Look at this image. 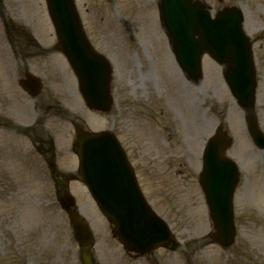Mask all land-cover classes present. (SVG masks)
<instances>
[{"label": "rangeland", "instance_id": "1", "mask_svg": "<svg viewBox=\"0 0 264 264\" xmlns=\"http://www.w3.org/2000/svg\"><path fill=\"white\" fill-rule=\"evenodd\" d=\"M157 1L76 0L88 37L112 62L116 104L112 114L121 140L147 199L178 237L175 248L145 256L129 253L113 238L112 225L81 183L72 181L81 214L96 235L95 254L100 264H264V151L251 140L246 113L224 81L223 66L205 55L204 77L192 83L175 59L158 51L169 45L153 7ZM202 1L214 10L237 6L244 13L257 67L255 111L264 131V0ZM23 3V15L49 45L54 44L45 0H32L28 10ZM112 19L115 26L111 27ZM7 52L9 62L0 55V111L4 114L0 120V264H81L80 248L57 202L50 169L18 123L36 118L37 112L31 111L36 104L43 107L41 101L52 105L61 100L64 126L54 110L49 111L52 129L54 125L62 130L56 143L58 163L72 167L78 177V160L71 152L76 127L108 130L112 114L87 108L66 58L52 50L49 62L45 58L39 66L33 65L46 81L42 95L33 100L17 83L31 62L28 58L17 61L20 55ZM144 93L155 118L144 116L134 100ZM219 125L234 139L227 155L241 170L235 196L238 239L228 250L213 243V223L199 184L203 150Z\"/></svg>", "mask_w": 264, "mask_h": 264}, {"label": "water", "instance_id": "2", "mask_svg": "<svg viewBox=\"0 0 264 264\" xmlns=\"http://www.w3.org/2000/svg\"><path fill=\"white\" fill-rule=\"evenodd\" d=\"M164 22L173 39L181 66L194 80L202 74L201 57L210 53L229 67L226 77L234 94L246 107L254 103L255 78L250 46L244 36L242 16L237 9L220 12L213 19L200 3L192 0H162ZM52 18L60 39V47L78 74L86 99L100 110L110 108V68L89 45L78 18L73 0H49ZM34 81V80H33ZM36 82V81H35ZM36 90L40 86L36 83ZM253 133L259 137L253 119ZM79 156L81 175L103 212L116 224L120 240L131 251L145 253L174 242L169 228L143 198L126 155L114 136L108 133L82 135ZM229 140L215 137L205 153L202 184L217 229L215 239L224 247L230 246L236 231L233 220V192L238 181L236 167L223 158ZM77 236L89 241L88 227L70 207ZM84 263L93 264L84 250Z\"/></svg>", "mask_w": 264, "mask_h": 264}, {"label": "flooded vegetation", "instance_id": "3", "mask_svg": "<svg viewBox=\"0 0 264 264\" xmlns=\"http://www.w3.org/2000/svg\"><path fill=\"white\" fill-rule=\"evenodd\" d=\"M0 21L1 24H4L6 27L10 26V32L7 31L8 35L10 36L14 31L12 29H17L18 34L25 33L24 30H27L25 27L24 21H17V13L16 10H12L7 7L3 0H0ZM14 37H11L12 43H14ZM15 45V43H14ZM42 48H39L34 42L27 43V47L23 49L24 54L27 57H34L35 55H43Z\"/></svg>", "mask_w": 264, "mask_h": 264}]
</instances>
